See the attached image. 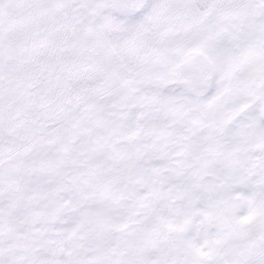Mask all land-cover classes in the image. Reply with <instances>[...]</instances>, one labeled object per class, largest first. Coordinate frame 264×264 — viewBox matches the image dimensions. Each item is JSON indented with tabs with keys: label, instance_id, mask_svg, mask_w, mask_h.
Segmentation results:
<instances>
[{
	"label": "snow or ice",
	"instance_id": "1",
	"mask_svg": "<svg viewBox=\"0 0 264 264\" xmlns=\"http://www.w3.org/2000/svg\"><path fill=\"white\" fill-rule=\"evenodd\" d=\"M0 264H264V0H0Z\"/></svg>",
	"mask_w": 264,
	"mask_h": 264
}]
</instances>
